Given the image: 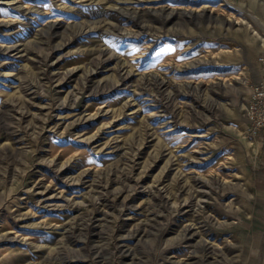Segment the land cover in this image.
I'll return each instance as SVG.
<instances>
[{"label": "rangeland", "instance_id": "1", "mask_svg": "<svg viewBox=\"0 0 264 264\" xmlns=\"http://www.w3.org/2000/svg\"><path fill=\"white\" fill-rule=\"evenodd\" d=\"M0 12V264H264V0Z\"/></svg>", "mask_w": 264, "mask_h": 264}, {"label": "built area", "instance_id": "2", "mask_svg": "<svg viewBox=\"0 0 264 264\" xmlns=\"http://www.w3.org/2000/svg\"><path fill=\"white\" fill-rule=\"evenodd\" d=\"M258 61L264 64V57H259ZM264 75V66L262 68ZM250 126L253 133H256L264 126V77L262 82L254 87L252 99L249 105Z\"/></svg>", "mask_w": 264, "mask_h": 264}, {"label": "bare ground", "instance_id": "3", "mask_svg": "<svg viewBox=\"0 0 264 264\" xmlns=\"http://www.w3.org/2000/svg\"><path fill=\"white\" fill-rule=\"evenodd\" d=\"M1 13V12H0ZM2 17V16H1ZM3 19V18H2ZM15 49V48H14ZM11 50H13V48H11V47H5V49H4V52H10ZM3 52V53H4ZM4 110V109H3ZM4 120V119H3Z\"/></svg>", "mask_w": 264, "mask_h": 264}]
</instances>
